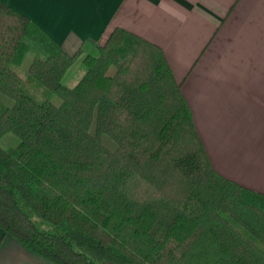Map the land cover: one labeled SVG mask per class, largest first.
<instances>
[{"label": "trees", "instance_id": "obj_1", "mask_svg": "<svg viewBox=\"0 0 264 264\" xmlns=\"http://www.w3.org/2000/svg\"><path fill=\"white\" fill-rule=\"evenodd\" d=\"M0 95L3 235L53 264H264V193L213 168L157 44L116 27L71 54L0 2Z\"/></svg>", "mask_w": 264, "mask_h": 264}, {"label": "crops", "instance_id": "obj_2", "mask_svg": "<svg viewBox=\"0 0 264 264\" xmlns=\"http://www.w3.org/2000/svg\"><path fill=\"white\" fill-rule=\"evenodd\" d=\"M0 2L71 54L86 39L103 43L116 27L160 46L213 168L264 193V80L250 79L247 71L256 68L252 55H264V0ZM242 54L251 57L237 68ZM68 71L65 83L76 78ZM0 264L53 263L0 229Z\"/></svg>", "mask_w": 264, "mask_h": 264}, {"label": "rangeland", "instance_id": "obj_3", "mask_svg": "<svg viewBox=\"0 0 264 264\" xmlns=\"http://www.w3.org/2000/svg\"><path fill=\"white\" fill-rule=\"evenodd\" d=\"M245 43L247 44L245 47L246 49L249 46V40H245ZM259 45V44H258ZM260 47V46H259ZM261 48V47H260ZM85 50H87V47L84 48V52H86ZM83 52V54H84ZM34 55H38L40 57H43L41 53H38V51H34V49L32 48L30 51H28L20 66H13L14 69L22 76L25 77L26 76V68H27V64L28 62L31 60V58ZM251 57V55H249ZM249 56H245V55H239L236 62L238 63L237 65H235L237 68H241V66H243V64L248 63L247 61H249ZM253 59L251 60L252 63H256L254 68L252 66V69L254 70H250L248 69L247 71H250V79L256 77L257 80H264V55H252ZM252 63H250L252 65ZM84 71V67L81 65L80 61L77 60L76 63L73 65V67H71V69L68 71L70 73L75 72V80L66 82L67 85L72 86L74 85L75 81H77L76 79H78L80 77V75L82 74V72ZM69 74V73H68ZM252 75V76H251ZM261 89V88H259ZM57 96L56 95H51V99L52 100H57ZM0 100L5 103L8 104L10 103L9 99L3 95H0ZM105 142L109 143L110 147H113L114 145L108 141V139H104ZM18 143V139L17 137H15L14 135H12L11 133H8L6 135H4L1 139H0V145L2 147H12L15 146Z\"/></svg>", "mask_w": 264, "mask_h": 264}]
</instances>
